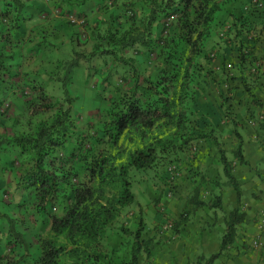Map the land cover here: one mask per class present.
I'll return each mask as SVG.
<instances>
[{
	"label": "trees",
	"instance_id": "1",
	"mask_svg": "<svg viewBox=\"0 0 264 264\" xmlns=\"http://www.w3.org/2000/svg\"><path fill=\"white\" fill-rule=\"evenodd\" d=\"M84 1L87 0L79 2ZM146 1L149 12L141 25L132 23L122 30L116 26L118 15L115 10L110 11L108 18L99 19L97 25L109 26L107 32H93L95 43L90 56L113 53L116 48L128 50L140 46L149 50L159 48L170 56L179 54V57L171 69L148 78L141 88L137 86L112 101V107L106 110L108 120L102 125L101 133L95 135L96 143H104L105 147L90 158L88 153L83 155L79 150L81 141H77L78 137L75 138L77 143L80 142L78 149L67 145L76 126L71 117V106L64 108L62 103L52 104V96L45 87L37 85L35 77L25 79L26 84L36 91L38 112L50 110L54 105L57 110L52 118L42 120L34 130L6 136L0 142V154L7 144L17 149L20 156L15 175L19 199L13 203L15 209L9 212L8 209L2 210L0 198V221L4 223L1 231L6 228L4 239L10 251L14 247L23 250L13 256L0 254V264H30L31 243L26 230L29 223L36 226L39 221L47 222L50 227L38 240L40 252L32 264H117L105 245L109 230L114 228L132 238L131 255L121 264H145L141 256L152 255L154 242L152 237L144 236L145 221L140 219L135 229L120 221L126 208L137 200L131 172L152 169L160 160L178 151L183 152L187 147L195 151L194 142L202 139H210L217 146L227 184L235 191L238 205L225 220L226 232L220 250L197 256L194 264H215L224 250L236 241L237 227L246 219L242 208L243 190L235 175L236 163L249 164L244 156L243 140L239 135L240 143L234 152L236 159L231 160L212 131L195 133L193 118L200 94L196 76L199 71H204L200 59L204 57L205 43L220 13L228 4L238 0ZM249 3L262 9L261 23L264 25V0H250ZM33 4L32 0H0V75L11 73L9 64L14 55L7 53L6 46L14 43L15 38L19 43L25 36L27 25L35 16L31 11ZM111 4L112 1L104 0L102 10ZM130 13L131 17L134 16L132 11ZM244 14L236 17L234 23L239 30L237 37H243L238 47L241 52L258 41L259 33L257 19L244 17ZM161 20H164V28L155 34L154 26L161 24ZM86 25L85 20L83 28ZM245 32L255 34L245 39ZM84 33V30L77 32L79 42ZM42 44L40 42L38 48L41 49ZM74 54L67 63L65 61V73L70 79L83 56L77 50ZM253 54L254 49L240 53L241 72H245L243 63ZM245 88L252 103L264 107V102L251 87L246 84ZM64 92L68 103L71 101L70 92L67 88ZM193 201L191 199L196 206L222 207V195L214 194L209 201ZM58 206L62 207L61 213L54 210ZM189 213V210L185 211L174 222L177 229L186 223ZM21 225L25 226L24 230Z\"/></svg>",
	"mask_w": 264,
	"mask_h": 264
},
{
	"label": "rangeland",
	"instance_id": "2",
	"mask_svg": "<svg viewBox=\"0 0 264 264\" xmlns=\"http://www.w3.org/2000/svg\"><path fill=\"white\" fill-rule=\"evenodd\" d=\"M32 1L34 2L32 11H36L34 12V21L28 23L26 34L19 43L15 38L14 43L6 46L7 53L13 54L14 58L9 64L11 73L0 75V142L6 136L32 131L42 120L52 118L56 114L57 107L55 105L50 110L43 109L38 112L36 91H33L25 82V79L31 80L35 77L37 85L45 87L49 95L52 96V104L62 103L64 108L71 106V117L76 126L73 134L68 137L67 145L69 148L78 149L80 142L75 141V138L78 137L77 141H81L79 150L83 155L88 153L90 158L98 149L105 147L104 143H96L95 135L101 133L102 125L108 120L106 110L112 107V101L134 90L137 86L141 88L148 78H155L163 70L171 69L172 63L177 61L179 54L170 56L159 48L149 50L138 46L128 50L116 48L113 53L92 57L90 53L95 43L93 32H107L106 27L109 25H94L90 24L88 20H86L87 25L84 28L85 33L82 34V40L80 42L76 40L75 37L78 34L74 31V41L69 34L64 38L65 44L59 53L57 43H59L60 35L53 36L52 25L49 26L52 21H55V17L52 16L50 10L42 6L41 0ZM42 1L47 3L49 0ZM110 1H112L111 6H107L103 13L109 15L111 10H115L118 15L116 26L122 30L128 28L132 23L141 25L142 19L149 12V4L146 0ZM249 2L250 0L232 2L220 13L217 23L205 43L204 57L200 59L204 65V71H199L200 73H197L196 76L200 94L198 103L194 106L195 133L200 130L212 131L225 147L231 160L236 159L234 152L240 143L239 135L243 141L248 139V143L257 141L253 137L255 134L261 135L262 141L259 143L261 149H264V107L256 106L254 110H251L253 109L252 100L245 88L246 84L250 86L259 99L264 102L262 9L259 6L257 8L250 6ZM61 5L54 6V8L61 7ZM250 7H252L251 11ZM130 11L134 13V16L131 17ZM243 14L244 17L250 16L257 19L259 33L257 34L258 41L253 46H247L241 52L238 47L243 37H237L239 30L234 23L235 18L243 16ZM163 21L161 20V24L157 23L154 26L155 34L164 28ZM69 23L71 24L69 27L73 29V23ZM254 34L245 32L243 36L245 39H249ZM40 42H43L41 49L37 46ZM75 49H80L78 51L83 56L70 79L65 73V60L67 63L73 58ZM252 49H254V54L247 58V62L243 63L246 69L245 72H241L239 70L240 53L250 52ZM55 52L59 54H55ZM205 57H209V59H203ZM243 79L246 81L243 82ZM65 88L70 92L71 101L68 103L65 99ZM251 118L256 119L254 125L249 124ZM4 146L0 154L1 208L3 211L8 209L9 212H12L15 209L13 203L19 199L15 175L18 171L20 156L17 149L8 147L7 144ZM193 146L197 148L196 151L187 147L183 152L178 151L169 155L165 160H160L152 169L132 170L133 190L138 200L134 205L126 208L120 219L121 224L135 229L140 219H143L145 221L144 236H146L147 225L153 229L158 227L154 221L157 219L156 216L161 213L159 207L163 205L165 195L169 203L174 201L175 195L181 191L184 200L190 195L193 199L205 198L208 200L213 194V185L229 186L224 172L217 167V164L221 167L222 162L220 160L217 162L220 153L215 143L210 139H202L195 141ZM245 151L246 149L243 151L244 156ZM214 152L217 156L213 155ZM208 155L212 156L206 157ZM205 159H208L210 163H205ZM172 163H177L183 173V177L177 178L174 182H170L167 171ZM235 166V174L244 173L248 177L249 186H252L255 178L264 183V173L261 170L256 171L257 168L255 169L250 163H236ZM251 170L255 171L252 178L249 173H245ZM261 192L263 193L262 190ZM54 210L61 213L62 207H55ZM170 212L165 210L163 216L167 220H159V226L163 224L162 227H164L168 222H175V218ZM33 225L29 223V228L26 230L27 238L31 243L28 260L30 264L40 252L39 238L45 235L50 227L47 222L42 221H39L36 226ZM3 226L4 223L0 221V231ZM24 227L21 225L22 230ZM5 229L0 232L3 238L7 235L4 232ZM109 231V236L105 240L106 248L113 254L115 262L121 264L131 255L130 242L132 238L125 236L117 228ZM177 231V226L174 223L171 230L162 228L160 235L165 234L167 240L171 241L177 237ZM245 243L247 242L245 241ZM4 245V249L0 251L1 255L13 256L23 253L19 247H14L10 251L8 245L5 243ZM247 245L246 249L249 252L251 246ZM141 258L145 264L151 260V256L147 257L145 254H142ZM215 264H219V260Z\"/></svg>",
	"mask_w": 264,
	"mask_h": 264
},
{
	"label": "crops",
	"instance_id": "3",
	"mask_svg": "<svg viewBox=\"0 0 264 264\" xmlns=\"http://www.w3.org/2000/svg\"><path fill=\"white\" fill-rule=\"evenodd\" d=\"M79 1L80 0H49L45 3L46 1L44 2L41 0L42 6L50 10L53 14L52 16L55 17V21H52L49 26L52 25L53 36L60 35L58 37L59 43H57L59 53H61V49L65 44L64 38L71 34L72 41H74V31L79 32L84 30L79 26V19L84 18L88 20L90 24L97 25L99 19L108 18V15L106 13L104 14L102 10V3H104V0ZM59 5H61V7L54 8V6ZM32 12L34 13L36 11ZM74 18L77 19V22L73 21ZM70 20L73 23V29L69 27V25H71L69 23ZM75 38L77 40V37ZM82 38L83 35H81V40ZM75 50L78 51L80 49ZM56 53L59 54L58 52H55V54ZM251 106L253 108L251 110H254L256 107L254 104ZM255 121L256 119L251 118L249 124L254 125ZM247 140L248 139L243 141V148L246 149L245 159L251 166L255 169L257 168L256 171L261 170L264 173V149H261L259 141H251L248 143ZM213 155L217 156L216 152H214ZM209 156L212 155L206 157ZM218 160H220V157H217V162ZM204 162L210 163L208 159H205ZM217 167L223 171L222 165L220 167L217 164ZM254 172V170H251L245 173H249L250 178H252ZM235 175L242 186V208L246 212V219L237 227V236L234 244L224 250L217 260H219V264H255V262L264 264V225L261 222L264 213V183H262L260 179L255 178L253 183H250L252 186H249L247 181L248 177L244 175V173ZM182 177L183 173L181 172L179 178ZM222 180L224 181V179ZM212 188L214 189L212 196L208 198V200L205 198H202V200L209 201L214 194L222 195L221 208L196 206L195 203H191V199H193L191 195L186 197L185 200L182 198V191L177 193L175 195L176 199L170 203L166 195L163 197V205L159 207L161 213L156 216L157 219L154 221V224L158 227L156 229L151 228L150 225L146 227L147 235L145 237H152L155 241V248L153 249L151 260L149 263L146 262V264H194L197 256L201 254L211 255L220 250L221 241L226 232L225 220L228 218L230 212L238 205V202L236 193L232 187H224L221 184L220 186L213 185ZM193 200L195 201L196 199ZM165 210L171 211L170 213L172 217L175 218V222L181 218L185 211H190L188 220L186 223L178 226V231L176 232L177 237L171 239V241L167 240L165 234L160 235L163 224L160 226L158 225L159 220L161 221V219H164L163 214ZM165 220H167L166 217L164 221ZM5 231L6 230H4V232ZM257 239L260 240L259 246L254 245V241ZM245 241L247 243H245ZM5 242L2 234H0V251L5 247ZM247 244L251 246L249 252L246 249L248 246Z\"/></svg>",
	"mask_w": 264,
	"mask_h": 264
},
{
	"label": "built area",
	"instance_id": "4",
	"mask_svg": "<svg viewBox=\"0 0 264 264\" xmlns=\"http://www.w3.org/2000/svg\"><path fill=\"white\" fill-rule=\"evenodd\" d=\"M73 21H74V22H77V19L74 18ZM78 23H79V26H80L82 29H84V28H83V25H84V23H85L84 18L79 19ZM254 138H255L257 141H262V137H261L260 135H258V134H255V135H254ZM193 148H194L195 151L197 150V148H196L195 146H194ZM168 170H169L168 172H169V176H170V182H174L177 178H179L181 172H180V169H179V166L177 165V163H172V164L168 167ZM170 194H172V193L170 192ZM262 217H263V219H262L261 222H262V224L264 225V213H263ZM172 228H173V223H171V222H168V223L165 224L164 227H163V229H165V230H171ZM254 245H255V246H259V245H260V240H259V239L255 240V241H254Z\"/></svg>",
	"mask_w": 264,
	"mask_h": 264
}]
</instances>
